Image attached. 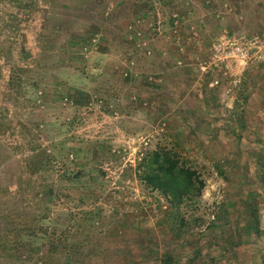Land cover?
I'll use <instances>...</instances> for the list:
<instances>
[{"label":"rangeland","instance_id":"374dc122","mask_svg":"<svg viewBox=\"0 0 264 264\" xmlns=\"http://www.w3.org/2000/svg\"><path fill=\"white\" fill-rule=\"evenodd\" d=\"M256 136L264 0H0V264H159L165 251L186 264L198 249L204 264L264 256V194L262 235L224 246L212 226L236 217L240 226L246 190L264 189ZM158 146L179 150L204 180L177 209L137 175ZM91 208L99 215L86 233L68 214ZM23 210L33 233L14 229ZM48 220L58 233L70 226V253L48 256Z\"/></svg>","mask_w":264,"mask_h":264},{"label":"trees","instance_id":"16d2710c","mask_svg":"<svg viewBox=\"0 0 264 264\" xmlns=\"http://www.w3.org/2000/svg\"><path fill=\"white\" fill-rule=\"evenodd\" d=\"M241 128H243L244 123L243 121L239 123ZM255 133H258V131L254 130ZM240 137V134L237 136ZM256 139L261 142L262 147H264V139H261L260 137L256 136ZM34 148L32 151L36 150V146H33ZM264 149V148H263ZM36 152V151H35ZM38 152H41L39 150ZM34 153V152H33ZM42 154L45 155V153L42 151ZM49 157L45 158L42 157L41 163L42 165L47 164V162L51 161L52 159H48ZM229 159V158H228ZM226 161V160H225ZM259 168H264V157L262 160H260ZM41 167V166H40ZM217 169L220 173L223 172V168H221V165L217 166ZM137 175L142 180L144 185L150 187L151 189L158 190L163 197H165L169 204H171L175 209L179 208L180 205L185 202L186 200H191L196 196H199L202 192V189L204 187V180L201 178L200 174L197 172V170L189 165L181 156V152L177 150L176 148H167L164 146H158L152 150H149L146 152L141 160L137 163ZM261 180L263 181L264 185V175L261 174L260 176ZM68 179H72V176L70 174ZM249 186H254L252 181H249ZM37 189H41L40 185H37ZM46 193L49 195L53 192V186L51 183L46 184L45 186ZM264 194V189L257 188V187H250L245 192V198L242 199L241 204L243 208L240 209V213L243 215V223L239 226L238 222L240 220L239 217H236L235 223L231 224V222L223 221L221 224L218 222L213 223L212 226H216L217 229H219V240L221 241L224 246L226 244H230L231 246L236 247H242V245H245V240H248L249 234L253 233L255 236H259L263 234V230L259 226V216H258V205L257 201L259 200L260 196ZM29 197V196H27ZM31 198H29V201L31 202V205L33 204ZM234 201V200H233ZM230 204H233L231 202ZM30 205V208H31ZM222 211V210H221ZM244 211V212H243ZM28 211L26 212L23 210V212H20L18 215L13 216V221L16 222V226H14L15 231L21 232L23 229L24 231H27L28 233H33V223L29 221L26 224V221L24 220L23 225V219H25V216L28 218ZM24 214V215H23ZM99 215L98 209H89V210H80L75 213H69L68 219L73 220L75 225L79 228V225L83 227V232L88 233L89 231H92V227L95 226V218ZM78 216V217H77ZM11 217V216H10ZM215 221H220L221 219V212H216V215L213 216ZM40 218V217H38ZM46 218V217H45ZM33 217L31 218V220ZM175 221L179 222V225L177 227L176 233L180 234V229L182 227V224L186 222L183 217L179 216L176 212L174 216ZM35 220V218H34ZM41 221H44V216H41ZM45 224V222H44ZM28 225V226H27ZM48 228V230H51V233L48 237V256L51 255L52 257L59 251H68V244H66L67 237L64 235L65 231H69L68 228L70 226H67L65 228V231H60L58 233V226L53 223V221L47 222L45 224ZM56 225V226H55ZM42 226V224H41ZM87 228V229H86ZM233 229V235H231L230 231ZM42 229V228H41ZM49 230V232H50ZM227 232V234H226ZM16 235V234H15ZM2 238H0V244H1ZM64 242V243H63ZM5 249V248H3ZM0 248V252L3 250ZM256 254H254V259L247 264H264V256L262 253L257 254L258 249L255 250ZM70 253V252H69ZM236 254H233L235 256ZM214 261V259H210ZM41 261V260H40ZM159 264H176V258L174 257L173 253L171 251H165L163 252L159 257ZM67 263H70V257L67 259ZM206 263L205 259L203 258L201 254V249H198L195 251V253L188 258L186 264H204ZM61 264V263H57Z\"/></svg>","mask_w":264,"mask_h":264},{"label":"built area","instance_id":"2783aa9c","mask_svg":"<svg viewBox=\"0 0 264 264\" xmlns=\"http://www.w3.org/2000/svg\"><path fill=\"white\" fill-rule=\"evenodd\" d=\"M237 48H239V47H237Z\"/></svg>","mask_w":264,"mask_h":264}]
</instances>
